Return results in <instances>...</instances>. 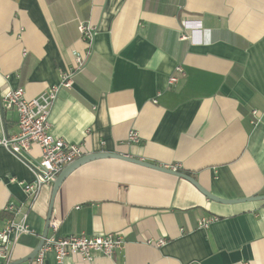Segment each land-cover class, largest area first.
<instances>
[{"label":"crops","instance_id":"obj_1","mask_svg":"<svg viewBox=\"0 0 264 264\" xmlns=\"http://www.w3.org/2000/svg\"><path fill=\"white\" fill-rule=\"evenodd\" d=\"M81 22L96 28L93 55L58 93L54 136L83 156L176 167L221 200L264 195V0H0V230L26 217L32 231L11 263L39 244L53 186L31 206L24 186L33 171L1 144L18 132L17 114L3 118L1 100L11 89L24 88L31 100L61 85L88 49ZM131 131L139 143L128 142ZM40 157L34 145L29 159ZM9 204L19 212L6 213ZM213 216L220 220L198 226ZM52 220L60 221L57 237L110 234L125 242L113 258L69 256L62 264H264V201L219 203L185 179L122 160L70 174ZM160 239V248L148 244ZM44 264H59L54 252Z\"/></svg>","mask_w":264,"mask_h":264},{"label":"built area","instance_id":"obj_2","mask_svg":"<svg viewBox=\"0 0 264 264\" xmlns=\"http://www.w3.org/2000/svg\"><path fill=\"white\" fill-rule=\"evenodd\" d=\"M81 40L88 46L85 54L77 55L76 65L71 72L63 76L61 85L53 87L35 99H27L24 88L11 89L1 100V108L4 111H14L17 114L18 132L13 136H6L1 144L14 156L23 160L29 165L34 174V181L24 186V191L29 203L37 200L41 189L45 186H53L61 171L83 156L81 148L64 139L53 135L51 131L50 113L57 99L61 88H71L72 78L79 72L86 69L93 55V42L96 28L88 22L79 24ZM176 72L184 74L181 66ZM1 75V73H0ZM9 78L8 76H5ZM177 77H171L170 82L176 83ZM252 124L257 123V111L253 110ZM140 139L136 132L131 131L128 142L139 143ZM36 145L41 150V157L38 161H31L29 155L32 147ZM178 171L176 167H168ZM8 214H16L19 209L9 204L5 208ZM219 217L213 216L199 220L198 226L208 229L212 224L218 222ZM60 228L59 220H51V236H47L43 247L36 256V262L44 264L48 253L54 252L57 263L62 264L69 256H80L85 262L91 263L95 254L113 258L117 252L125 247V242L118 235H103L89 237L87 235H70L57 237ZM32 231L26 222V217L21 221L8 219L4 229L0 230V258L4 264L12 261L14 248L18 245L24 235H31ZM149 245L162 247L166 244L165 239L149 241Z\"/></svg>","mask_w":264,"mask_h":264},{"label":"water","instance_id":"obj_3","mask_svg":"<svg viewBox=\"0 0 264 264\" xmlns=\"http://www.w3.org/2000/svg\"><path fill=\"white\" fill-rule=\"evenodd\" d=\"M2 116L3 118H5V112L2 109ZM104 159H117V160H122V161H126L138 166H142L145 168H149V169H153L156 171H160L163 173H167V174H171L174 176H177L179 178L185 179L187 181H189L190 183H192L195 187H197V189H199V191H201V193H203L205 196H207L209 199L219 202V203H223V204H236V203H244V202H256V201H264V195L263 196H256V197H250V198H246V199H242L240 201H225V200H221L218 199L217 197L213 196L211 193L205 191L202 187H200V185L197 183V181L195 179H193L192 177L179 172V171H173L172 169L168 168V167H163L160 165H155V164H151L139 159H135L132 157H128V156H124V155H119V154H115V153H94V154H90V155H84L82 157H80L79 159H77L76 161H74L73 163L69 164L68 166H66L61 173L59 174L58 178L56 179L55 183L53 184V192H52V197H51V203H50V207H49V213H48V217H47V224H46V228L45 231L42 235V238L39 242V244L37 245V247L34 249V251L31 253V255H29L26 259L20 261V262H14V263H10V264H23L25 262H29V261H33L37 254L39 253L40 249L43 247L45 239L48 236V232H49V227H50V223L52 220V212H53V203H54V199L55 196L59 190V188L61 187V185L63 184V182L65 181V179L72 174L75 170H77L79 167L88 164L90 162L93 161H97V160H104Z\"/></svg>","mask_w":264,"mask_h":264},{"label":"trees","instance_id":"obj_4","mask_svg":"<svg viewBox=\"0 0 264 264\" xmlns=\"http://www.w3.org/2000/svg\"><path fill=\"white\" fill-rule=\"evenodd\" d=\"M24 239V238H23ZM23 239H21V242L23 241ZM37 238L34 240V244H37Z\"/></svg>","mask_w":264,"mask_h":264}]
</instances>
